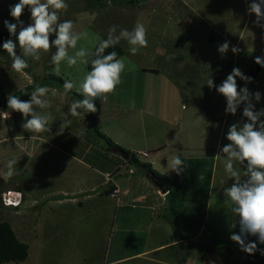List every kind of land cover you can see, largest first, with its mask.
I'll return each instance as SVG.
<instances>
[{"label": "rangeland", "instance_id": "obj_1", "mask_svg": "<svg viewBox=\"0 0 264 264\" xmlns=\"http://www.w3.org/2000/svg\"><path fill=\"white\" fill-rule=\"evenodd\" d=\"M17 2L18 0H0V32L3 34H9L3 25V20L15 22L9 15V5ZM67 3L68 10L62 12L61 19L73 20L76 31L83 34L78 41V48L83 46L93 50L99 39L107 38L108 29L112 25L118 26V33L121 28L131 30L139 20L148 29V46L142 48L138 54L131 55L127 51L126 41L122 40L118 44L123 51L121 57L127 58L121 83L114 93L109 94L108 101L103 107L98 104L99 100L95 102L98 111L93 115L96 117L107 108L106 104L116 105L115 114L112 116L115 122L107 128L105 125L111 121H106L108 118L100 120L99 123L101 124L99 131L112 144L115 143L114 145L121 148L128 145L134 149L131 153L141 163H146V159L140 155L141 152H138L139 149L163 143L176 131L174 126H167L147 115L133 114L125 118L129 114L128 109L139 110L140 106L137 105L140 93L149 90L150 78H161L158 85L154 83L155 87H159L166 80L173 86L168 87L172 92L181 89L184 97L179 91L181 96L178 100L179 105L197 108L198 117L206 121L204 123L208 128H213L210 131L212 135L206 137L209 147L207 149L212 154L210 159L191 160L199 161L198 172L202 171L197 179H194L199 166L196 163L190 165L185 172L186 178L183 184L188 188L178 189L188 193L199 192V196L205 199V202H201L204 205L197 204V208L191 210L188 205L181 204V201L178 203L176 200L174 206L175 214L180 215V220L178 222L176 220V224L183 236L190 238L200 227L202 233L197 242L193 239L183 240L181 245L167 249L157 248L164 244L167 237L174 234L171 228L174 222L173 214L166 206L162 211L144 213L146 217L141 218L137 226L121 224L122 228H128L129 231V233H121L117 230L118 224L111 223L110 217L113 212L104 218L103 211L98 207L104 200L107 205H112L114 208L115 202L105 195H98L93 197V201L84 202L85 208H79L76 203H72L73 207L69 202L53 205L51 196L43 200V191L73 186L72 180L66 176L68 173H78V170H73L70 166L68 173L63 174L66 175L65 177L58 172L59 174H56L60 177L55 180L58 176L53 177L52 173L54 167L57 169L58 163H54V158L61 156V153L57 149H48L43 142L38 152L36 149L35 158L29 160L28 157L23 156L15 158L18 161L15 166L18 172L15 176L7 181L0 179V190L7 185L26 195L24 206L19 208L4 207L0 199V223L7 222L16 238L27 246V258L20 262L11 261L5 264H192L193 261L195 264H213V262L241 264L245 253L229 239L230 232L234 231L230 229V225L235 222V217L227 210L223 195V189L230 185L232 180L226 175L220 160L216 156L212 157L218 150V144L228 143L225 139L227 127L241 118L242 108L235 116L226 115L224 98L214 89L210 90L206 82L211 77L215 84L219 85L233 67L240 68L248 75L257 65L254 63V58L264 54V29L254 25L255 15L247 13L245 0H67ZM29 15L25 11L21 17L25 24L29 22ZM225 40L230 41L231 45L238 46L241 52L233 55L229 50L224 57H221L217 45ZM52 51L54 52L55 49L48 53L42 52L39 61L27 57L30 66L22 73L11 69V57L7 52H0V98L42 81L48 74L57 76L63 81L72 79L78 84L84 73L88 71L87 64L78 62L77 65L68 67L62 62L60 73L57 75L50 64ZM72 52L74 50H70V54ZM237 82L241 87L244 86L243 81L237 79ZM168 88L164 90L163 84L162 91L168 93ZM248 88L253 92H261V101L256 104V108H264V68ZM49 90L47 98L51 100V107L45 110L37 109L51 113L49 122L51 131L41 133L42 138L55 147L66 149V142L72 136L83 135L77 134L78 123L74 125L77 120L79 122V117H69L72 121L71 125L60 127L63 113L67 112L68 104L75 99L69 95L67 97L61 95L63 89L49 88ZM73 92H76L75 89ZM145 98L143 109L148 107V100ZM160 101L163 107L166 100L161 98ZM0 111L9 114L8 119L14 124L15 135L18 133L37 135L22 129L21 114L11 110L0 109ZM184 135L179 138H183ZM89 141L93 149L87 153L86 160L99 169L105 167L109 174H113L117 167L116 161L98 162L97 158L100 155L110 154L115 160L121 158L120 154L93 133L90 134ZM12 145L15 147L16 144L13 142ZM107 147L111 151H108ZM166 150L174 152L173 147ZM9 159L12 157L5 158V166ZM213 159L214 169L210 167L212 174L209 176L210 186L208 185L210 191L208 187V194L204 195V183L208 181L206 169L209 168L210 160L213 163ZM185 163L189 162L185 161ZM236 166L240 167V165ZM128 169H132L137 175H144L139 168L132 166ZM122 170L126 169L120 168L119 171ZM201 175L205 177L203 181L198 180ZM93 176L96 178L92 180L93 187H96L101 183V179L97 175L92 174ZM80 187L82 185L77 186ZM149 187L151 188V185L146 181L143 194L149 193ZM178 187V184L172 185L173 189ZM98 191L101 192L102 187ZM130 201L132 200L125 204L129 208L132 205ZM143 204L138 202L136 206ZM109 211L110 208L108 214ZM153 214H160L159 219L153 218ZM158 235L161 241L156 239Z\"/></svg>", "mask_w": 264, "mask_h": 264}, {"label": "clouds", "instance_id": "obj_2", "mask_svg": "<svg viewBox=\"0 0 264 264\" xmlns=\"http://www.w3.org/2000/svg\"><path fill=\"white\" fill-rule=\"evenodd\" d=\"M245 2L247 13L255 15L254 25L264 29V0ZM68 7L67 0H18L17 3L10 4L9 15L15 22L3 20L10 38L0 45L11 57V69L17 73H22L30 66L27 57L39 61L42 52L48 53L52 49L55 51L51 52L50 64L57 75L60 73L62 62L68 67H73L78 62L90 64V70L84 73L78 84L72 79H65L63 82L61 95L67 97L75 89L83 98L68 104L60 127L71 125L69 117L95 114L98 111L95 102L99 100L106 103L109 94L114 93L121 83L127 58L120 57L116 51L106 52L107 49L115 48L123 40L128 45L127 51L136 55L148 46V29L138 20L131 30L121 28L118 33L117 25L110 26L107 38L99 39L94 50L83 46L78 48V41L83 34L76 31L73 20L61 19L62 12H66ZM25 11L30 14L27 24L21 19ZM11 37H15V40ZM17 46L20 48V54L17 53ZM70 50L74 52L70 54ZM229 50L233 55L241 52L238 46L231 45L228 40L217 45L221 57ZM254 63L264 68V54L256 56ZM237 79L244 82L243 87L238 84ZM252 82V77L244 74L240 68L233 67L219 85L215 84L211 77L206 85L224 98L226 115L235 116L242 108L241 118L227 127L225 139L228 143L218 144L215 154L226 175L232 180V183L223 189L224 204L235 217L230 229L238 226L239 231L230 232L229 239L240 251L248 255L260 252L264 256V248H258V244L264 245V108H256L262 94L260 91L249 90L248 85ZM49 91L47 85H36L28 100H22L12 93L7 95V108L11 109V112L21 114V127L25 131L37 135L51 131V113L37 111L51 107V100L47 98ZM4 115L5 111H0V117ZM17 163L15 158L9 159L0 178L6 181L11 179ZM167 167L180 176L187 165L177 155L168 162ZM204 179L203 175L198 177L200 181ZM20 203L21 199L11 207L16 208ZM250 236L255 237V241L249 240Z\"/></svg>", "mask_w": 264, "mask_h": 264}, {"label": "crops", "instance_id": "obj_3", "mask_svg": "<svg viewBox=\"0 0 264 264\" xmlns=\"http://www.w3.org/2000/svg\"><path fill=\"white\" fill-rule=\"evenodd\" d=\"M159 79L161 78H150L149 82L151 83L148 86L149 90L146 91V93L145 91H142L140 93V98L137 105L140 106L139 110L137 111L136 109H128L129 114L126 115L125 118H129L133 114H141L143 116L147 115L152 119L165 123L167 126L175 127L176 131L172 133L166 140H164L163 143L151 145L150 147L145 146L143 147L144 149H139L140 151H138L141 153H146L147 155L145 157H143L141 153L140 155L144 159H146V163L150 164L153 170H155L165 178L164 184L162 185L163 187L164 185H167V187L165 188V193L159 192V190L153 186L149 175L143 169L139 168L144 175H137L136 172L132 171V169H128L129 167L132 168V166L127 163L125 157H123L120 153L119 154L121 158H115V160L113 156H110V154L100 155L97 158L98 162L116 161L117 167L114 169L113 174H109V171H107L105 167H101L99 169L97 168V166L89 163V161L86 160V155L90 152L91 149H93V146L91 147V143L89 141V137L92 132L88 128L87 117L83 115L78 116L80 118L79 122L77 120L74 123L75 126L78 123L77 134L82 133L83 135L72 136V138L66 142V149L55 147L51 142L44 140L42 138V134L29 136L18 133V135H15L16 132L14 124L8 119V117L10 118L9 114H7V118L5 119L0 117V174H2L3 171L6 170V166L4 163L6 157L11 156L12 158H17L19 156H23L28 157V160L35 158V155L37 154L35 153L36 149V152H38L40 150L39 148L43 146L41 145V143L43 144L44 142L45 147H48V149H57L61 153V156L58 155L54 158V163H58V167L57 169L56 167H54L52 173L53 177L54 175L58 176V172H61L59 175L65 177L66 175L63 176V174L68 173L70 166L73 167V170H78V173H68V176H66L68 179L72 180L73 186H62L59 187V189H50L49 191H43L42 199L44 200L47 196H51L50 198L53 199V205H62L64 204V202H69L73 207L74 204L72 203H76L79 208H85L86 205H83L84 202H91L93 201V197H96L98 195H105V197L115 202V206L114 208H112V205H107L104 200L102 202L103 204L100 203L101 206L99 205L98 207L101 208V211H103L104 218L110 216V213L113 212V215L110 217V220H112L111 223L118 224L117 230L121 231V233H129L128 228H122L121 224H134V226H137V224H139L137 222H140L141 218L146 217L144 213L147 212L151 214V212H153L154 210L162 211L164 210L165 206L167 207L168 203L166 194L168 193V190L172 189L173 185V172L170 171V169L167 167V164L173 157L179 155L184 161L191 162V160H208V158L210 159V156L212 155L211 152H209L210 150L207 149L209 147H207L208 141L206 137L212 135L210 131L213 130V128H208L204 123L206 121L204 119L201 120V118L198 117V115L196 114L197 108H186L183 105H179L178 100H180L181 97L179 95V91L182 93V97H184L183 91H181V89L172 92V90L168 87L173 86L169 81L166 82V80L162 83L164 84V90L165 88H168V93L162 91L163 84H161L159 87H155L154 83L156 82L158 85L160 83ZM145 96L147 97L145 98ZM144 98L148 100V107H146V109H143ZM161 98L166 100L163 107H161L160 104ZM98 104L103 107L105 103H101L100 101H98ZM106 105L107 108L103 109L104 111H102V113H99L96 117L98 130L101 126V124H99L100 120L103 121L107 118L108 119L106 121L111 120L108 125H105L106 128L115 122L114 120H112V116H114L115 114L116 105L114 106L110 103ZM110 112L112 113L108 116L107 114H109ZM222 124H224L223 120ZM182 134H185L184 137L179 138V136H181ZM82 137L84 138L82 139ZM13 142L16 144L15 147H13L14 145H12ZM172 147L174 148L173 151L175 152V155L174 152L172 153L171 151L166 150L167 148L170 149ZM123 149L130 153L131 150H134L131 147H128V145ZM107 150L111 151V149H109L108 147ZM27 153H29L30 155H28ZM212 158H215V155ZM59 159H62V161H59ZM212 164V169H214V159ZM119 167L125 168L126 170L119 171ZM21 168L23 169L22 166ZM16 172L18 171L15 169L14 176L17 174ZM92 174L97 175L101 179V183H98L96 187H93L92 180H95L96 178L94 176L92 177ZM59 177L60 176L55 177V180H57V178ZM0 179L2 181L4 180L2 178ZM73 179H78L79 181H75ZM146 181L150 183L151 188L149 187L150 190L148 194H143V189L145 187ZM158 182L160 183L161 180L158 179ZM81 185L82 187L77 188V186ZM6 186L7 185H5V187L0 190V193L9 190L16 191L21 197V203L16 208L24 206L26 195L18 189H13L12 187ZM101 187L102 191L99 192L98 190ZM129 200H132L129 202L132 204L130 208L129 206L125 205ZM138 202H142L144 204L136 206L138 205ZM182 203H184V205H188L191 210H195L197 208V204L204 205V203L189 200H181V204ZM109 208L110 211L108 214L107 211ZM159 217L160 214H157L154 215L153 218L159 219ZM161 217H163V213H161ZM153 218L150 217L151 220H153ZM176 220L177 222L180 220L179 214L177 215ZM159 233L160 231L158 230V234ZM201 233L202 227L195 230V233L192 234L190 238L187 236H183V233L181 232L180 236H176L175 234H173V236L171 235L167 237L164 241V244L160 245L157 248L167 249L172 246L181 245L183 243V240L193 239L194 242H197V240L201 236ZM156 239L158 241H161L159 235L156 237ZM192 264H195V262L193 261Z\"/></svg>", "mask_w": 264, "mask_h": 264}, {"label": "trees", "instance_id": "obj_4", "mask_svg": "<svg viewBox=\"0 0 264 264\" xmlns=\"http://www.w3.org/2000/svg\"><path fill=\"white\" fill-rule=\"evenodd\" d=\"M10 38L9 34H3L0 32V45H2V43L6 40ZM13 40H15V37H11ZM97 45V44H96ZM95 45V47H96ZM95 47L93 48V50L95 49ZM20 51L19 46H17V53ZM111 51H116L119 56L121 57L123 54V51L121 49V47L117 44L115 46V48H109L106 50V52H111ZM0 52H6L2 49V47H0ZM90 64H87V69L90 70ZM44 80V81H43ZM40 82L37 83H33L30 85H27L25 87H23L22 89H20L19 91L15 92L14 95L19 96L22 100H28L30 98V94L32 92V90L35 88L36 85H47L50 88H57V89H63V80L57 76L54 75H47L44 79ZM69 96L72 97L73 99H82L83 97L76 93L71 91L69 93ZM7 97L5 98H0V105L1 108L0 109H4V110H11L7 108ZM87 117V123H88V128L89 130L99 139L103 140L104 142L107 143V145L111 148H114V150H116L118 153H120L123 157H125L127 163L135 168H140L143 169L148 175L149 177H155L157 179L160 180H165V178L163 176H161L159 173H157L155 170H153L150 166V164L148 163H141L134 154L124 150L121 147H118L117 145L112 144V142L107 139L106 137H104L98 130V125H97V118L96 116H94L93 114H89L86 115ZM193 163L198 164L199 168H197L198 166H195L196 169V174H195V178L197 179L198 174L201 173V171L198 172V170L200 169V162L196 161V162H189V163H185L187 165L184 173L180 176H177L175 174V172H173V185L174 184H178L179 187L176 189H170L168 190V193L166 194L167 197V203H168V210L170 212H172L173 217H172V225L171 228L174 231V234L176 236H180V229L178 227V225L176 224V218L177 215L175 214L174 211H176V209H174L175 206V202L176 200L178 201H184V200H189V201H198V202H205L204 198H201V196H199V192H184V191H179L178 189H186L188 187H185L184 184V180L186 178V170L190 165H193ZM210 167L212 169V160H210V165L209 168H207V177H208V181L206 183H204V195L208 194V185H209V179H210ZM191 178V177H190ZM193 179V181H194ZM192 181V182H193ZM167 187V185H164V189ZM203 194V193H202ZM203 199V200H202ZM235 232L239 231V227L237 226V228L234 229ZM255 237H249V240L255 241ZM258 248H264V245H259L258 244ZM25 258H27V246L26 244L20 242L14 232L12 231L10 225L7 222H1L0 223V264H5L8 262H20L23 261ZM241 264H264V256H262L260 254V252H257L255 255H248L245 253L244 258L241 262Z\"/></svg>", "mask_w": 264, "mask_h": 264}, {"label": "built area", "instance_id": "obj_5", "mask_svg": "<svg viewBox=\"0 0 264 264\" xmlns=\"http://www.w3.org/2000/svg\"><path fill=\"white\" fill-rule=\"evenodd\" d=\"M1 118L3 119L7 118V114H5ZM141 155L145 157L147 154L141 153ZM0 199L4 207H11L16 205L20 201L21 197L16 191L9 190V191L1 192Z\"/></svg>", "mask_w": 264, "mask_h": 264}, {"label": "water", "instance_id": "obj_6", "mask_svg": "<svg viewBox=\"0 0 264 264\" xmlns=\"http://www.w3.org/2000/svg\"><path fill=\"white\" fill-rule=\"evenodd\" d=\"M263 68H261L259 65H256L248 74V76L252 77L253 78V81L254 79L256 78V76L258 75V73L262 70ZM253 82L250 84L252 85ZM0 108H1V105H0ZM150 180H151V183L153 184V186L155 188H157L159 190V192L161 193H165V189H163V184H164V181L161 180V182L159 183L158 182V179L155 178V177H150Z\"/></svg>", "mask_w": 264, "mask_h": 264}]
</instances>
